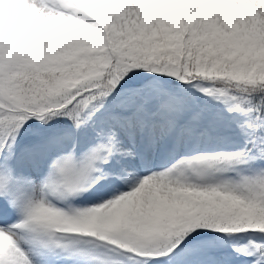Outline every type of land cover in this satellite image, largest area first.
I'll list each match as a JSON object with an SVG mask.
<instances>
[{
  "label": "snow or ice",
  "instance_id": "6c2138e0",
  "mask_svg": "<svg viewBox=\"0 0 264 264\" xmlns=\"http://www.w3.org/2000/svg\"><path fill=\"white\" fill-rule=\"evenodd\" d=\"M0 264H264V0H0Z\"/></svg>",
  "mask_w": 264,
  "mask_h": 264
}]
</instances>
